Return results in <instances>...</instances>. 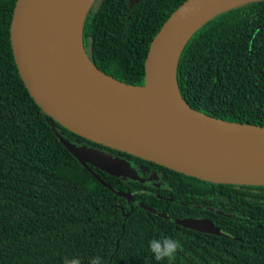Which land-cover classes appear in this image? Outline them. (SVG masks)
Returning <instances> with one entry per match:
<instances>
[{"label":"trees","instance_id":"1","mask_svg":"<svg viewBox=\"0 0 264 264\" xmlns=\"http://www.w3.org/2000/svg\"><path fill=\"white\" fill-rule=\"evenodd\" d=\"M184 1L140 0L130 7L129 0H98L84 27L92 60L123 81L143 83L150 43ZM15 3L0 0V264H64L73 257L81 264L94 257L102 264H194L188 256L182 261L181 249L170 262L156 261L149 250L153 239L183 238L190 252L194 236L178 230L184 225L175 219L183 214L173 202L137 197L160 212L132 209L56 136L50 120L69 138L85 140L46 115L20 77L10 39ZM178 81L193 108L264 126V0L205 22L183 49ZM98 171L118 190H129L125 181ZM170 171L179 190L186 179L206 192L216 184Z\"/></svg>","mask_w":264,"mask_h":264},{"label":"water","instance_id":"2","mask_svg":"<svg viewBox=\"0 0 264 264\" xmlns=\"http://www.w3.org/2000/svg\"><path fill=\"white\" fill-rule=\"evenodd\" d=\"M253 1L258 0H185L153 37L140 84L105 72L90 57L84 27L97 0H16L10 25L13 55L20 77L42 111L85 139L69 138L50 120L56 136L79 163L119 196L157 212L101 175L98 170L137 179L131 164L113 157L109 149L205 181L264 185V126L193 108L178 81L180 56L190 37L216 15ZM217 5L227 7L191 29L173 75H167L160 64L166 42L185 24L194 25L202 9ZM175 221L211 230L206 221Z\"/></svg>","mask_w":264,"mask_h":264},{"label":"flooded vegetation","instance_id":"3","mask_svg":"<svg viewBox=\"0 0 264 264\" xmlns=\"http://www.w3.org/2000/svg\"><path fill=\"white\" fill-rule=\"evenodd\" d=\"M109 152L137 168L138 173H132L137 179L110 174L127 183L126 192L134 200L143 203L137 197H159L174 203L171 208L183 214L179 219H198L211 226L209 232L178 227L183 236H194L190 252L182 246L178 253L182 261L188 256L194 264L205 260L213 264H264V185L216 183L206 192L193 179H186L185 187L179 190L169 180L170 168L130 153ZM128 203L132 209L137 205L133 200Z\"/></svg>","mask_w":264,"mask_h":264},{"label":"bare ground","instance_id":"4","mask_svg":"<svg viewBox=\"0 0 264 264\" xmlns=\"http://www.w3.org/2000/svg\"><path fill=\"white\" fill-rule=\"evenodd\" d=\"M227 6L217 5L212 6V8H204L199 12V18L195 20V24L192 25L191 22L185 24L182 29L176 30L172 37L166 42L164 52H163V58L160 61V64L165 67V72L167 75L171 76L173 75V68L175 61L177 59L178 53L180 51V48L189 35V32L192 31L191 29L198 24H200L202 21H204L206 18L214 14L215 12L226 8Z\"/></svg>","mask_w":264,"mask_h":264},{"label":"clouds","instance_id":"5","mask_svg":"<svg viewBox=\"0 0 264 264\" xmlns=\"http://www.w3.org/2000/svg\"><path fill=\"white\" fill-rule=\"evenodd\" d=\"M129 3L130 7L134 4L131 3V1ZM86 48L89 52L88 46H86ZM181 247L182 245L180 241L174 238L153 239L149 242V250L153 254L154 259L158 262L165 260L169 262L172 261L180 251ZM64 264H81V261L78 257H73L71 259L66 258ZM89 264H102V260L100 257H94L89 261Z\"/></svg>","mask_w":264,"mask_h":264},{"label":"rangeland","instance_id":"6","mask_svg":"<svg viewBox=\"0 0 264 264\" xmlns=\"http://www.w3.org/2000/svg\"><path fill=\"white\" fill-rule=\"evenodd\" d=\"M110 154L114 157H118L117 159H121V160H123L121 157H119L118 155H115V154H113V153H111L110 152ZM123 161H125V162H128L129 164H131V166L133 167V169H135V173H138V171L136 170L137 168L135 167L134 168V166L132 165V163H131V161H129V160H127V159H124Z\"/></svg>","mask_w":264,"mask_h":264}]
</instances>
